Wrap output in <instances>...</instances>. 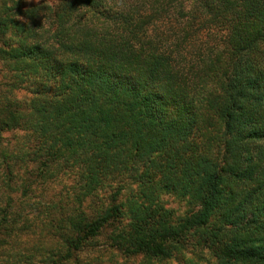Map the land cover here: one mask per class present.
Segmentation results:
<instances>
[{
  "label": "trees",
  "instance_id": "1",
  "mask_svg": "<svg viewBox=\"0 0 264 264\" xmlns=\"http://www.w3.org/2000/svg\"><path fill=\"white\" fill-rule=\"evenodd\" d=\"M104 255L264 264V0H0V264Z\"/></svg>",
  "mask_w": 264,
  "mask_h": 264
},
{
  "label": "rangeland",
  "instance_id": "2",
  "mask_svg": "<svg viewBox=\"0 0 264 264\" xmlns=\"http://www.w3.org/2000/svg\"><path fill=\"white\" fill-rule=\"evenodd\" d=\"M58 1L59 0H20V2L22 4H24V3H26V4H52V3H55V2H58ZM24 96H25L24 92L16 94L17 98H24ZM17 137H18L17 134H15V135L8 134V135H6V137L4 139V142H5V144H7V142H12L13 143V142H15V139ZM64 188H65V183L64 182L60 183V184L55 186V189H54L53 193H51V194H57V193L60 194L61 191H65ZM165 200H169L170 202H172V207H174L176 210H178V212H184L186 210L185 204L181 203L180 201H178L176 199L174 200L172 198L171 199L165 198ZM99 242H100V249H103V247H101L102 246V240L99 241ZM87 256L88 255L85 256L87 258V259H85V261L90 260L92 263L95 262V259L93 258L94 257L93 255L88 256V257ZM105 257H106V255L103 256V260L102 261H103L104 264H107V260H105ZM117 259L120 262H124L122 260V258H120V257H118ZM138 263H139V260H137L135 262H133V261H129L128 262V264H138ZM95 264H97V263H95Z\"/></svg>",
  "mask_w": 264,
  "mask_h": 264
}]
</instances>
